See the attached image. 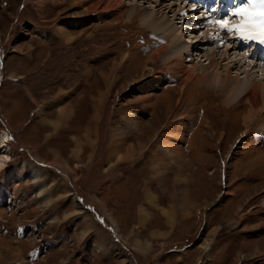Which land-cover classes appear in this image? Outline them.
<instances>
[{"label":"rangeland","instance_id":"obj_1","mask_svg":"<svg viewBox=\"0 0 264 264\" xmlns=\"http://www.w3.org/2000/svg\"><path fill=\"white\" fill-rule=\"evenodd\" d=\"M121 1L0 0V264H264V111L245 125L248 103L145 67L172 44L151 16L203 45L247 0ZM237 42L215 70L254 55Z\"/></svg>","mask_w":264,"mask_h":264},{"label":"bare ground","instance_id":"obj_2","mask_svg":"<svg viewBox=\"0 0 264 264\" xmlns=\"http://www.w3.org/2000/svg\"><path fill=\"white\" fill-rule=\"evenodd\" d=\"M102 1H103L102 4L98 2L96 5L90 6L88 8L90 13H93L99 18L100 17L104 18L105 14L113 13L114 11H117L122 7L121 0H102ZM214 1L215 0H206L203 3H199V2L195 3L193 1L196 7H193L190 13L199 15L201 11H204L206 6L211 8L210 6H213L216 3V2L213 3ZM225 1L226 0H221L218 2H221L224 4ZM154 2L156 4V1ZM232 3L234 4V1H232ZM167 9H169L168 14H170L172 8L170 9V7H168ZM213 13L215 14V16L218 17V19L224 18L225 15L227 14L226 8H224L222 12L215 11ZM162 17L163 19H161V22L163 21V23L157 22L158 20H156V18L152 16L150 17V21L149 20L144 21L146 19H143L144 25L145 27H148L149 30H151V32L156 37L161 38L163 35L165 36L163 37L165 40H168V41L171 40V43H172L170 45L171 47L167 45V47L161 48L159 51L155 52L153 55H150L148 59L146 60L145 67H149L148 66L149 63H153V64L157 63V61L160 58H162L164 60V63L165 64L167 63L170 66L169 75H171V77L179 78L185 81V86L183 87V90L185 89L186 86L191 85V84H195L197 86L206 85V86H210L211 88H215V90H218L227 95V98L224 102L225 105L227 104L231 105L232 103H235V102H237L238 104L243 102L244 104L246 102L250 105L251 109L248 112V114L244 117L245 125H248L249 122H253L256 119L257 115L260 113V111L261 112L264 111V75H261V78H259L258 75L255 74V73L263 74L264 72V66L260 64L263 61L262 57L264 56V45L259 44L258 42L259 40L256 41V43L253 40L248 41V42H252L255 45L254 47V45L252 44L254 47V51H255L254 55H250V51L249 53L246 51L245 56H244L245 58H243L242 60H234V62H232V65H231L232 69H231V66H227V65H230V63L226 64V68L224 70V73L222 74L220 70H215V69H218L216 67H218L219 65L218 62H216V57H217L216 55H219L221 48H223L224 46L227 47V51L221 52L219 55V60H220V65H221L222 61L225 62L227 60L226 58L230 56V55H227L228 50L229 51L231 50L238 51V50H244V49L247 50L249 47V43L245 44V43L237 42V41L244 42V40L240 38L241 33L234 32L231 35L228 34L226 31L220 28L218 23H211V22L209 23L208 20L210 16H208L204 19L202 18L201 20V22H204V20H206L208 23L206 21L205 22L209 25L212 24L210 26H206L207 28L206 27L204 28L206 29L205 31L206 33L204 34V37H203L204 39L203 45L199 41H196V42L193 41L194 38L191 40L190 43L189 42L182 43L180 40V37L178 36L179 30L176 29L175 26H173L174 28L173 27L171 28V25L168 28V25L166 24L167 15L163 14ZM238 21L239 23H236V24H232V25L227 24V28H231L234 30L239 28L240 24L243 22H242V19L241 20L238 19ZM207 24L202 23V25H207ZM196 25H199V23H197ZM160 31H162V34L159 33L161 34V36L159 37L158 32ZM224 32H226V34ZM233 40H235L236 42H234ZM204 49L208 50V52L204 53L203 52ZM257 53H259V55ZM164 55H167V56H164ZM185 55L188 58H190V61L192 57H193L192 61H194L193 59L197 61L195 62V65H193V67L190 68V70L183 66L184 63L186 62V59L184 58ZM260 55H262V57ZM254 56L256 57V59L253 58ZM204 61L208 62L207 67L204 66L206 64V63L203 64ZM246 64H248V67H249L248 70L243 69V65H246ZM209 69H212L213 71L210 72L208 71ZM234 69L236 72V76H232V71ZM241 76L243 77V79H241L242 78ZM237 97H239L240 99L238 100ZM262 99H263V102H262ZM260 117H262V119L264 120V116L261 115ZM262 123L264 124V121H262ZM124 124L126 126L129 125L131 131L134 132L135 126L138 124V120L135 119V116L133 114L131 115L129 114L127 118L124 120ZM120 134L121 133H119L118 135ZM118 135H115V136H118ZM118 141H120V144L119 142H117L119 147L114 146V149L116 151L122 148L124 149L125 145H122V144L123 142L126 141V139H122V140L119 139ZM130 154H132V151L131 149L130 150L128 149L127 156L126 157H122L123 155L121 156L123 161L126 159H130L132 157ZM4 165H5L4 161L0 158V170L3 169Z\"/></svg>","mask_w":264,"mask_h":264},{"label":"snow or ice","instance_id":"obj_3","mask_svg":"<svg viewBox=\"0 0 264 264\" xmlns=\"http://www.w3.org/2000/svg\"><path fill=\"white\" fill-rule=\"evenodd\" d=\"M248 6H242L236 10L234 15L242 18L243 23L237 29L227 28L228 21L221 23L217 21L220 28L228 34L234 32L241 33L240 38L244 41H251L257 39L259 33V43L264 45V0H247Z\"/></svg>","mask_w":264,"mask_h":264},{"label":"crops","instance_id":"obj_4","mask_svg":"<svg viewBox=\"0 0 264 264\" xmlns=\"http://www.w3.org/2000/svg\"><path fill=\"white\" fill-rule=\"evenodd\" d=\"M125 145V144H124ZM127 154V153H126ZM126 154H124V156H122V157H126L127 155ZM119 158H120V160H119ZM119 158H118V160L120 161V162H126V161H123V159L121 158V156H119Z\"/></svg>","mask_w":264,"mask_h":264}]
</instances>
